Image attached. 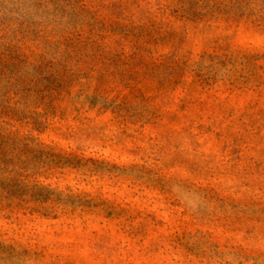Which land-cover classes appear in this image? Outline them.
Segmentation results:
<instances>
[{
  "label": "rangeland",
  "instance_id": "374dc122",
  "mask_svg": "<svg viewBox=\"0 0 264 264\" xmlns=\"http://www.w3.org/2000/svg\"><path fill=\"white\" fill-rule=\"evenodd\" d=\"M0 264H264V0H0Z\"/></svg>",
  "mask_w": 264,
  "mask_h": 264
}]
</instances>
